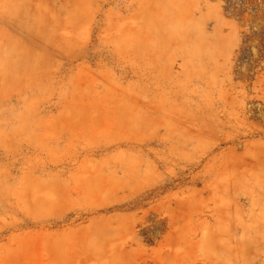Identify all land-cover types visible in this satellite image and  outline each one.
Here are the masks:
<instances>
[{"label": "rangeland", "instance_id": "374dc122", "mask_svg": "<svg viewBox=\"0 0 264 264\" xmlns=\"http://www.w3.org/2000/svg\"><path fill=\"white\" fill-rule=\"evenodd\" d=\"M0 264H264V0H0Z\"/></svg>", "mask_w": 264, "mask_h": 264}]
</instances>
